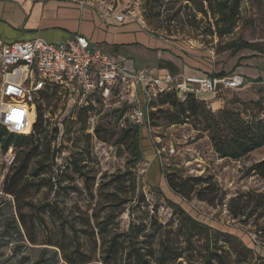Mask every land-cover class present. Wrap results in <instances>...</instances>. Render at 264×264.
Wrapping results in <instances>:
<instances>
[{
  "label": "rangeland",
  "instance_id": "rangeland-1",
  "mask_svg": "<svg viewBox=\"0 0 264 264\" xmlns=\"http://www.w3.org/2000/svg\"><path fill=\"white\" fill-rule=\"evenodd\" d=\"M73 1L95 10H105L112 6L116 13L126 17L127 23L136 24L184 58L193 62L199 58V65L204 70L215 74L222 72L228 77L241 76L244 80L242 86L236 90L220 91L216 96L220 104L215 102L209 111H212L211 115L219 120L220 126L226 131L229 121L220 118V114L225 112H235L245 121L264 124V0H242L233 31L220 38L212 35V26L200 11L199 0L164 1L158 19L159 25H149L146 22L144 0ZM169 18L172 19L170 22ZM231 42L252 43L262 51L242 50L234 54L226 48V44ZM160 56L148 55V59L139 64V67L153 69L151 67L154 65L159 72H170L171 69L165 68L166 63H169L178 72L176 74L184 69L172 56ZM94 104L89 116L87 115L89 130L84 133L80 130L82 121L78 116L81 108L73 94L69 95L63 89L48 93L46 98L39 94L34 106L39 107L44 120H50L51 124L59 128L61 153L58 161L70 164L71 159L77 157L84 161L81 164L84 166L83 170L95 175L98 180L104 172L110 174L124 170L127 156L122 149L98 140L89 127H99L101 133L110 130L118 133L122 129L118 124V114L126 111L127 107L123 99L116 96L106 99L96 97ZM166 108L168 107H164ZM35 119L36 112L30 117L29 123L33 125ZM86 134L90 135L89 139L85 137ZM147 135L148 140L142 142L146 159L136 170L137 190L143 195L142 207L140 210L130 209L129 216L127 211L120 217V230L125 232L131 219L135 223L143 222L149 226L152 218L155 223L148 229L147 246L153 248L156 259H159L160 250L164 249L168 255V264H202L207 254L206 243L209 248L216 245L214 248L222 258V261L213 259L210 264H264L263 261L256 260L257 255L264 258V231L260 228L264 222L263 207L255 209V203H250L244 216L233 218L229 213L232 201L239 199L245 202L247 196L264 194V176L250 169L264 160V147L237 161L221 159L212 148L210 133L201 119L169 124L161 117L155 119V125L147 131ZM15 153L17 154L16 150ZM161 171L182 179L201 178L202 182L209 179L218 190V197L221 194L224 196L223 200L221 203L216 200L214 206L200 202L195 196L189 203L182 202L167 189ZM61 182V186L68 188L57 202L69 219L76 215L75 204L84 209L89 198L84 190L83 179L76 176L72 167L63 171ZM73 187L78 192H72ZM5 195L0 196V264H66L55 248L29 244L25 231L19 224V210L30 214V209L24 205L27 202L38 209L42 201L48 198V189L29 190L18 200ZM49 199L52 202L55 197L50 195ZM166 199L178 204L191 217L207 225L208 240L206 241L204 232L195 233L192 238H186L182 233L177 234L179 215ZM44 217L54 235V241H60L58 215L55 211L48 210ZM66 234L65 241L72 248L70 229H67ZM226 234L234 236L238 242L251 249L253 254H240L237 247L227 245ZM36 235L38 243L44 242L39 227ZM79 238L82 240V251L92 254L97 261L91 264H101L98 254L93 255L88 238L80 233ZM214 239L217 241L214 242ZM176 257L180 258L174 261Z\"/></svg>",
  "mask_w": 264,
  "mask_h": 264
},
{
  "label": "trees",
  "instance_id": "trees-1",
  "mask_svg": "<svg viewBox=\"0 0 264 264\" xmlns=\"http://www.w3.org/2000/svg\"><path fill=\"white\" fill-rule=\"evenodd\" d=\"M164 1L168 2V0H144L145 17L149 25H159L158 19ZM241 2L242 0L198 1L201 13L210 21L213 36L220 38L229 35L233 31ZM171 20L169 18L168 22ZM156 28H159V26H156ZM226 48L234 54L242 50L262 51L257 45L247 42H231L226 44ZM155 51L170 53L176 59H180L183 64L192 69L200 70L196 66L200 62L199 58H196L197 61L194 60L193 62L167 46ZM165 68L171 69V74L178 73L169 63H166ZM205 73L210 77H228L222 72L215 74L206 71ZM57 90V87H48L47 90H42L39 94L42 98H46L48 93ZM150 106L153 108L150 112L151 127L155 125V119L161 117L169 124L185 123L188 119H201L210 133L212 148L221 159L237 161L264 147V124L245 121L235 112H225L220 114V118L229 121L228 130L226 131L223 126H220L219 120L211 115L213 113L209 111L208 104L193 95H188L184 101H180L174 93H164L159 95L154 102H151ZM126 107L129 108L127 104ZM164 107L168 108L164 109ZM34 108L36 119L32 125L30 135H13L0 126L1 153H6L10 148L14 152L17 151V154L15 153V164L4 180V194L18 200L29 190L48 189V198L42 201L38 209L32 203L27 202L24 205L30 209V214L19 210V224L24 229L29 244L55 248L66 264L97 262L92 254L89 255L82 251L80 233L91 242L93 255L98 254L101 264H155V261L157 264H168V255L164 249L160 250L159 259H156L153 248L147 246L148 229H151V226L155 223V221L152 222V218L149 226L143 222L135 223L134 220H129L125 232L121 231L119 226V219L124 213L128 211L129 216L131 214L130 209L140 210L142 207L143 195L137 190L136 170L146 159L142 142L148 140L147 130L125 121L124 116L127 109L124 110L125 112L121 111L118 114V124L122 125V129L118 133L113 130L101 133L99 127L93 128V135L98 140L104 144H111L122 149L127 156L124 170H117L110 174L104 172L100 174L97 180L95 175L83 170L84 166H81V164L84 161L79 160L77 157L71 156L73 159H71L70 164L65 161L63 163L58 161L61 153L59 128L57 125L51 124L50 120H44L38 106H34ZM92 109V105L89 104L81 108L78 113L82 121L80 127L82 133L89 130L87 129V115L89 116L88 113ZM171 109L172 111H170ZM85 137L89 139L90 135L86 134ZM114 137L116 138L111 142ZM156 161L159 162L158 159ZM157 162H155V165L159 167ZM71 167L76 176L83 179L84 190L88 195L89 202L84 209L75 204L74 211H76V215L68 219L57 201L68 188L67 186H61V175L63 171ZM250 169L264 176V160L254 164ZM161 174L164 177L167 189L182 202L189 203L191 198L195 196L200 202L214 206L216 200L218 203L223 200L224 196L221 194L218 197V190L209 179H204V182H202L201 178L182 179L164 171H161ZM203 185L205 186L203 187ZM71 190L72 192H78L74 187ZM50 195L55 197L52 202L49 199ZM166 201L179 215L177 234L182 233L186 238H192L195 233L204 232L206 241L208 240L209 227L207 225L191 217L178 204L169 199H166ZM250 203H255V209L263 207L264 210V194L247 196L245 202L239 199L232 201L229 206V213L232 214L233 218L244 216L243 213ZM48 210L55 211L59 217L57 229L60 241H54V235L51 234L45 220L44 215ZM38 227L44 237L42 243H38L37 240L36 230ZM260 228L261 231H264V222ZM67 229L71 231L72 248L65 241ZM225 236L229 238L225 240V243L231 247H237L239 249L238 253L253 254L251 249L238 242L231 234ZM216 241L214 239V242ZM214 247L209 248V244L206 243L207 254L203 258L202 264H210L213 259L222 261L221 256ZM178 258L180 257H176L174 261ZM256 260L264 262V258L259 255L256 256Z\"/></svg>",
  "mask_w": 264,
  "mask_h": 264
},
{
  "label": "built area",
  "instance_id": "built-area-1",
  "mask_svg": "<svg viewBox=\"0 0 264 264\" xmlns=\"http://www.w3.org/2000/svg\"><path fill=\"white\" fill-rule=\"evenodd\" d=\"M104 14L118 22L124 20V15L116 13L112 6L106 7ZM124 61L123 58L114 60L91 47L80 35L58 44L38 38L0 44V126L13 135H30L29 119L35 112L36 98L42 90L57 87L73 94L80 108L95 105L96 97H121L129 107L125 121L149 131L153 110L150 104L159 95L174 93L180 101L188 95L197 99L200 94L216 97L218 92L236 90L244 82L238 75L186 77L169 73L156 75L146 68L130 71L124 67ZM135 87L142 89L145 98L142 104L137 100ZM208 107L212 105L209 103ZM14 164L12 148L6 153L0 151V196L5 195L4 180Z\"/></svg>",
  "mask_w": 264,
  "mask_h": 264
},
{
  "label": "crops",
  "instance_id": "crops-1",
  "mask_svg": "<svg viewBox=\"0 0 264 264\" xmlns=\"http://www.w3.org/2000/svg\"><path fill=\"white\" fill-rule=\"evenodd\" d=\"M80 3L73 0H0V44L35 38L58 44L80 35L91 47L100 49L112 59H125L123 65L130 71L143 69L139 64L148 59V55L172 56L170 53L155 51L166 47V44L144 32L136 24L127 23L126 17L122 22H118L113 16H106L104 9L95 10ZM177 60L184 69L180 74L172 75L208 76L206 70L199 65L200 62L196 65L200 70H197L183 64L180 59ZM151 68L153 69H146L152 74H171L155 70L157 68L154 65ZM135 92L138 102L142 104L145 100L142 89L135 87ZM198 98L210 103L212 107L218 102L216 97L207 94H200Z\"/></svg>",
  "mask_w": 264,
  "mask_h": 264
}]
</instances>
